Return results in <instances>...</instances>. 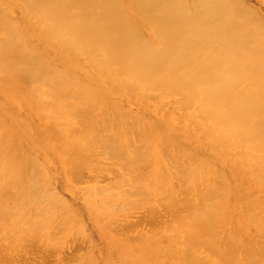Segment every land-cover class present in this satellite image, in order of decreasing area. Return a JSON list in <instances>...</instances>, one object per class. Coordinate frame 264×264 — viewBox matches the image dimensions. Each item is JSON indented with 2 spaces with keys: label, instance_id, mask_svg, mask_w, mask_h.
<instances>
[{
  "label": "bare ground",
  "instance_id": "bare-ground-1",
  "mask_svg": "<svg viewBox=\"0 0 264 264\" xmlns=\"http://www.w3.org/2000/svg\"><path fill=\"white\" fill-rule=\"evenodd\" d=\"M50 257L264 264L244 0H0V264Z\"/></svg>",
  "mask_w": 264,
  "mask_h": 264
},
{
  "label": "rangeland",
  "instance_id": "rangeland-1",
  "mask_svg": "<svg viewBox=\"0 0 264 264\" xmlns=\"http://www.w3.org/2000/svg\"><path fill=\"white\" fill-rule=\"evenodd\" d=\"M249 6H251L257 13V15L260 17L261 22L264 23V2L261 0H244ZM138 216H140L139 211L134 210L132 212V217L136 219ZM145 228H148V223H143L142 225ZM56 263V257H50L49 264H55Z\"/></svg>",
  "mask_w": 264,
  "mask_h": 264
}]
</instances>
